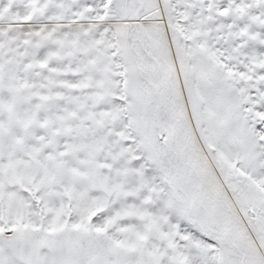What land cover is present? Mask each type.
Returning a JSON list of instances; mask_svg holds the SVG:
<instances>
[{
    "label": "snow or ice",
    "instance_id": "6c2138e0",
    "mask_svg": "<svg viewBox=\"0 0 264 264\" xmlns=\"http://www.w3.org/2000/svg\"><path fill=\"white\" fill-rule=\"evenodd\" d=\"M0 264H264V0H0Z\"/></svg>",
    "mask_w": 264,
    "mask_h": 264
}]
</instances>
